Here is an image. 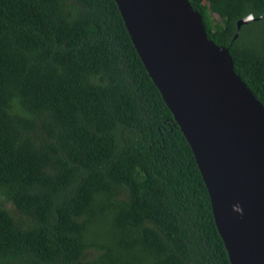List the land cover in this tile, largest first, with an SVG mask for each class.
<instances>
[{
    "label": "trees",
    "instance_id": "1",
    "mask_svg": "<svg viewBox=\"0 0 264 264\" xmlns=\"http://www.w3.org/2000/svg\"><path fill=\"white\" fill-rule=\"evenodd\" d=\"M189 1L264 105V0ZM0 264H232L115 0H0Z\"/></svg>",
    "mask_w": 264,
    "mask_h": 264
},
{
    "label": "water",
    "instance_id": "2",
    "mask_svg": "<svg viewBox=\"0 0 264 264\" xmlns=\"http://www.w3.org/2000/svg\"><path fill=\"white\" fill-rule=\"evenodd\" d=\"M115 1L193 151L231 263L264 264V105L189 0Z\"/></svg>",
    "mask_w": 264,
    "mask_h": 264
},
{
    "label": "rangeland",
    "instance_id": "3",
    "mask_svg": "<svg viewBox=\"0 0 264 264\" xmlns=\"http://www.w3.org/2000/svg\"><path fill=\"white\" fill-rule=\"evenodd\" d=\"M213 17H214V18H218L217 13H213ZM250 32H251V31H250Z\"/></svg>",
    "mask_w": 264,
    "mask_h": 264
}]
</instances>
